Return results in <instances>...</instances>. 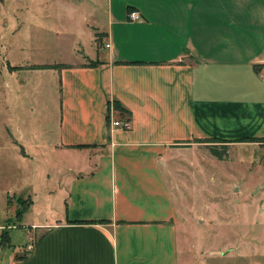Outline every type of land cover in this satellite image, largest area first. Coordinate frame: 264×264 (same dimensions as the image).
I'll list each match as a JSON object with an SVG mask.
<instances>
[{
    "label": "crops",
    "instance_id": "obj_1",
    "mask_svg": "<svg viewBox=\"0 0 264 264\" xmlns=\"http://www.w3.org/2000/svg\"><path fill=\"white\" fill-rule=\"evenodd\" d=\"M132 9L140 20H127ZM97 18L92 11L71 29V59L0 66L18 113L0 116V264H206L225 255L191 254L179 238L168 164L200 145L243 150L257 143L243 138L264 137V0H105ZM30 65L40 67L11 68ZM109 112L129 128L111 126ZM211 138L219 141H198ZM2 141L24 161L42 147L73 161L51 186L28 177L10 195ZM13 215L18 223L6 221ZM18 224L16 249L8 229Z\"/></svg>",
    "mask_w": 264,
    "mask_h": 264
},
{
    "label": "rangeland",
    "instance_id": "obj_2",
    "mask_svg": "<svg viewBox=\"0 0 264 264\" xmlns=\"http://www.w3.org/2000/svg\"><path fill=\"white\" fill-rule=\"evenodd\" d=\"M63 4L56 6L53 0H0V66L5 59L10 64L71 59V29H81L84 18L92 11L97 18L105 0H73L67 2L66 7ZM6 32L9 33L6 38L8 57L3 46ZM22 76L21 73L13 75V81ZM2 83L0 74V116L4 118L8 108L7 116L13 121L18 113L11 93L9 97ZM43 83L45 88L49 87ZM2 94L7 95L8 101L4 97L2 101ZM50 99L48 95L47 101ZM45 108L47 113L49 107ZM0 140H6L1 131ZM2 143L3 152L8 153L10 159V195L15 192V186L20 187L28 177L36 178L39 183L34 182L38 187L51 186L59 168L73 161L67 153L50 152L44 147L31 154V161H24L13 145L5 147L4 141ZM216 146L222 151L220 158L210 154L203 145L193 152L170 158L167 176L176 208L178 236L185 239L186 249L191 254L224 252L225 255L206 260V264H264V212L255 211L260 203L258 198L264 201V142L245 145L243 150L233 146L224 149L220 143ZM13 204L20 209V203L13 201ZM6 221L18 223L14 215ZM23 229L19 224L8 229L11 244L16 249L24 239ZM189 259L198 263L197 258L190 256Z\"/></svg>",
    "mask_w": 264,
    "mask_h": 264
},
{
    "label": "built area",
    "instance_id": "obj_3",
    "mask_svg": "<svg viewBox=\"0 0 264 264\" xmlns=\"http://www.w3.org/2000/svg\"><path fill=\"white\" fill-rule=\"evenodd\" d=\"M140 19L141 17L137 10L132 9L127 12V20L135 21V20H140ZM104 46L107 47L108 43H105ZM108 117H109L108 120L111 126L118 127L120 129H127L130 126L129 120L127 119L126 120H115L113 116L111 115V112H109ZM32 246H33V241L31 237H28L26 243L24 244L23 249L24 251H29L32 248Z\"/></svg>",
    "mask_w": 264,
    "mask_h": 264
},
{
    "label": "trees",
    "instance_id": "obj_4",
    "mask_svg": "<svg viewBox=\"0 0 264 264\" xmlns=\"http://www.w3.org/2000/svg\"><path fill=\"white\" fill-rule=\"evenodd\" d=\"M36 67H40V66H36V65H30V66H26V67H21V66H14V67H11V68H18V69H21V68H36ZM198 141H203V142H217L219 140H216L215 138H211L210 140H198ZM243 141H256V142H264V137H260V138H243ZM221 148H226L225 146H220ZM219 147V148H220ZM206 148L208 149L209 153L212 154L213 156L217 157V158H220L223 154L219 151L218 149V146H216V144H207L206 145ZM21 204L23 202H20ZM19 214V213H17Z\"/></svg>",
    "mask_w": 264,
    "mask_h": 264
}]
</instances>
